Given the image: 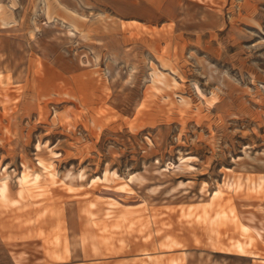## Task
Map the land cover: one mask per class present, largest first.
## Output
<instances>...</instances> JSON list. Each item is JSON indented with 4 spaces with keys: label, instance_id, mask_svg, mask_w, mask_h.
<instances>
[{
    "label": "rangeland",
    "instance_id": "1",
    "mask_svg": "<svg viewBox=\"0 0 264 264\" xmlns=\"http://www.w3.org/2000/svg\"><path fill=\"white\" fill-rule=\"evenodd\" d=\"M57 1L85 17L81 32L55 0H48L51 19L47 0H0V70L11 77L5 114L0 101V171L12 174L9 198L18 197L13 169L22 170V158L35 161V146L46 141L62 154L54 159L59 177L84 171L92 178L107 168L144 179L111 219L93 187L70 194L46 185L39 199L0 204V264H169L174 257L264 264V234L251 248L261 257L243 255L230 245L240 230L219 216L233 209L264 233V188L244 185L264 178V0ZM155 68L165 74L160 90L150 88ZM94 71L109 81L105 99L88 86L98 80ZM50 84L76 98L56 100ZM194 84L205 96L215 91L213 106ZM189 155L192 167L180 166ZM168 163L175 167L164 171ZM226 175L239 177L243 189L204 208ZM189 205L194 213L186 218Z\"/></svg>",
    "mask_w": 264,
    "mask_h": 264
},
{
    "label": "bare ground",
    "instance_id": "2",
    "mask_svg": "<svg viewBox=\"0 0 264 264\" xmlns=\"http://www.w3.org/2000/svg\"><path fill=\"white\" fill-rule=\"evenodd\" d=\"M202 2H208L212 0H200ZM57 6L63 9L66 12V18L70 19L71 25L74 27V29L81 32V28L79 26V21H81V18H84L82 15L76 14L73 10H70L67 6L64 4L58 2L55 0ZM213 2V1H212ZM47 7H46V14L49 19L52 18V12H53V4L49 3L47 0ZM219 8V7H218ZM65 19V18H64ZM0 20H2L4 23L6 22V12L3 5L0 4ZM135 22V21H133ZM126 24L124 21L121 23V26L124 27ZM158 59H160L161 66L164 67V69H170L173 73H176L179 77H181V74L178 72L177 68L174 65L165 63L164 59L158 56ZM94 74L98 75V80L95 82L92 79H88V86L91 90H93V93H99L101 92V99H105L108 97L110 93V86L109 81L107 79H104L98 71H94ZM151 86L150 88L155 90H160L161 88L157 86V83H164L165 74L158 69H153L151 72ZM82 75L88 76L87 73H83ZM11 77L7 74H4L0 70V95L1 99L0 101L3 103L4 106L2 114H5L8 112L7 107L5 106V103L8 98V92H7V85L10 84ZM75 83L79 85H83L85 81L81 77H77L75 79ZM173 86H177L179 82L176 79H173ZM197 88L198 93L204 98L206 101L207 106H213L216 102L217 95L215 91L211 93L210 96H205V94L202 92L201 87H198L196 84H194ZM49 90L51 94H54V98L56 100H59L61 102L67 101L65 97H74L72 92L67 91L62 86H59L58 84H50ZM47 99H45L46 104ZM180 102L186 103L183 98H180ZM143 104V103H142ZM43 108L44 106H40V108ZM46 107V106H45ZM12 108V107H11ZM100 112H103V109H100ZM57 113H55V116ZM54 116V117H55ZM93 123L97 124V129L101 127L100 122L94 121ZM5 132L8 133L9 130L6 127H3ZM150 143L152 144V141L150 140ZM35 149L37 150L35 157V161L31 162L29 159L22 158L20 161V164H22V170L17 173L16 169H13L14 177L16 185L18 186L17 194L18 197L14 200H11L9 198V191H10V184L12 179V174L7 170V166L0 171V204H14L18 203L23 199H39L44 195L47 191L46 185L49 186H55L57 184H61L65 190L68 193H73L75 190H84L86 188H92L97 189L99 193L96 196V199L98 201L102 200L104 201L108 206V209L105 211V217L106 219H111L112 213L114 212V209L119 207L121 205V197L125 196L129 193L134 192L132 189V184L136 182H142L143 176L140 175L137 172H131L129 173V176L127 178H124L120 176L116 171H110L109 169L105 168L104 171L99 176H94L90 178L84 171H79L77 173H70L66 172L61 177L58 175V170L56 168L55 160L56 158H59L61 153L52 146L48 141L44 143H38L35 146ZM43 149H47L50 153V156L45 159L43 157L38 156L41 154ZM195 157L193 156H186V157H179L180 159V166L183 167H192L191 162L193 161ZM175 165L173 163H168L164 167V171H170ZM79 182L80 184H76V182ZM115 181H118V183L114 184ZM86 182V183H85ZM85 183V185H84ZM114 184V185H113ZM206 182L201 183L200 191L206 190ZM246 187H248L249 190L255 193H259L264 188V178L263 176H259L258 180H252L249 177L246 178L245 184ZM243 189V184L240 181L239 177H232L227 176L224 178L223 182L219 185H217V188L215 191H212L209 196L210 198L208 201H206L203 206L206 208L207 206H212L216 199L221 198L223 195H225L226 192H230L231 190L237 192L239 190ZM86 193L85 195H87ZM33 204L37 205L39 202H33ZM91 205H95L94 202H91ZM194 205H189L187 209L183 212L182 216L188 218V216L192 215L194 211H192V208H194ZM90 217H92V223L96 226H98V230L106 231L108 228V224H103L99 227L98 220H96L93 216V213L89 214ZM196 217H201L200 215H195ZM219 216L222 219H226L233 221L235 227H237L238 230L241 232V238H232L230 239V245L233 247L236 252L241 253L243 255H249L253 257H261L257 252L252 251L251 248L255 246L254 242L259 237L263 236V232L261 230H254V227L249 225L248 223H244L240 216L237 215V213L231 209L226 214L225 212L219 213ZM126 219V218H124ZM264 221V219H263ZM133 224V222L130 223V226ZM143 226V225H142ZM260 229H264V226H261ZM149 235H146L148 237ZM104 239H107L106 236H103ZM59 242V236L54 237L52 239L51 243L54 245H57ZM183 257H174L168 260L169 264H182L184 262Z\"/></svg>",
    "mask_w": 264,
    "mask_h": 264
}]
</instances>
